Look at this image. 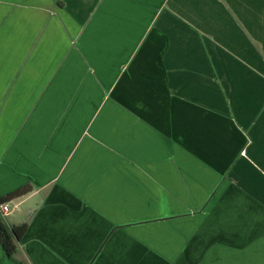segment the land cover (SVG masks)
Returning <instances> with one entry per match:
<instances>
[{"label": "crops", "instance_id": "1", "mask_svg": "<svg viewBox=\"0 0 264 264\" xmlns=\"http://www.w3.org/2000/svg\"><path fill=\"white\" fill-rule=\"evenodd\" d=\"M0 264H264V0H0Z\"/></svg>", "mask_w": 264, "mask_h": 264}, {"label": "trees", "instance_id": "2", "mask_svg": "<svg viewBox=\"0 0 264 264\" xmlns=\"http://www.w3.org/2000/svg\"><path fill=\"white\" fill-rule=\"evenodd\" d=\"M30 186H23L16 189L3 197H0V204L7 201L25 195L30 192ZM26 229L25 224L8 226L4 218L0 215V247L5 251L7 255H12L16 252L18 241L21 239Z\"/></svg>", "mask_w": 264, "mask_h": 264}, {"label": "built area", "instance_id": "3", "mask_svg": "<svg viewBox=\"0 0 264 264\" xmlns=\"http://www.w3.org/2000/svg\"><path fill=\"white\" fill-rule=\"evenodd\" d=\"M9 210V205L7 203L0 204V215L1 217H5L6 213Z\"/></svg>", "mask_w": 264, "mask_h": 264}]
</instances>
